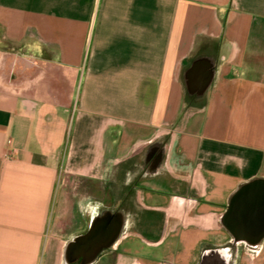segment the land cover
Instances as JSON below:
<instances>
[{"label":"crops","instance_id":"obj_1","mask_svg":"<svg viewBox=\"0 0 264 264\" xmlns=\"http://www.w3.org/2000/svg\"><path fill=\"white\" fill-rule=\"evenodd\" d=\"M0 42L52 57L0 83V264H69L108 211L125 228L94 264L264 259L221 223L264 178V0H0ZM199 57L216 76L187 110Z\"/></svg>","mask_w":264,"mask_h":264},{"label":"water","instance_id":"obj_2","mask_svg":"<svg viewBox=\"0 0 264 264\" xmlns=\"http://www.w3.org/2000/svg\"><path fill=\"white\" fill-rule=\"evenodd\" d=\"M217 67L209 57L195 59L185 73L189 95L205 96L213 84ZM221 223L234 243H243L258 250L264 240V178L243 183L231 196L222 215ZM125 228L121 212L108 211L95 218L89 231L76 237L66 247L65 257L69 264L82 258L80 264H94L101 254L112 249ZM201 264H229L226 250L206 253Z\"/></svg>","mask_w":264,"mask_h":264},{"label":"rangeland","instance_id":"obj_3","mask_svg":"<svg viewBox=\"0 0 264 264\" xmlns=\"http://www.w3.org/2000/svg\"><path fill=\"white\" fill-rule=\"evenodd\" d=\"M9 50V45L6 43L0 42V83H5L6 81L5 76H9L10 79H12V82H20L24 81L26 79H30L35 77L37 74H39L40 71L45 69V66L47 63L50 62L51 59L46 58L45 62H41V59L34 55L33 57H28L29 55L26 54H20V50L14 49L11 50L10 53L4 51ZM32 59L31 62H27L24 59ZM42 58V57H41ZM24 64L28 66H33V69H29L28 71H25L26 68H24ZM15 66V74H10L8 70L10 71L11 67ZM24 71V76L21 77V73ZM251 257L246 258L245 261H243V264H264V259L259 260L256 256L255 252H251Z\"/></svg>","mask_w":264,"mask_h":264},{"label":"trees","instance_id":"obj_4","mask_svg":"<svg viewBox=\"0 0 264 264\" xmlns=\"http://www.w3.org/2000/svg\"><path fill=\"white\" fill-rule=\"evenodd\" d=\"M210 46H213V42L212 41H210L209 43H207V44H205L203 47V51H204V49L205 48H207V47H210ZM29 51H32L33 53L34 52H36V51H38V53H37V57H39L40 59H41V62L43 63V62H45V60H46V58L48 57L49 59H52V57L50 56V54H48V52L47 51H45L44 49H42V48H40V47H38V49L36 48L35 49V47H33V49H31V50H29ZM202 51V50H201ZM202 54V53H201ZM42 57V58H41ZM47 58V59H48ZM199 106H202V104H200V103H195L194 101H193V98L189 95V94H187L186 96H185V109H187V110H192V108H196V107H199Z\"/></svg>","mask_w":264,"mask_h":264},{"label":"built area","instance_id":"obj_5","mask_svg":"<svg viewBox=\"0 0 264 264\" xmlns=\"http://www.w3.org/2000/svg\"><path fill=\"white\" fill-rule=\"evenodd\" d=\"M61 175H62V170L60 171V174H59V179H60Z\"/></svg>","mask_w":264,"mask_h":264}]
</instances>
